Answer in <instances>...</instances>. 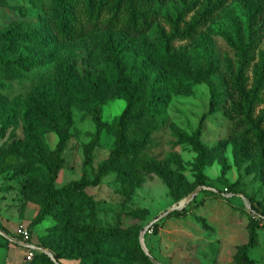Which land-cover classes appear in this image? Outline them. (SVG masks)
I'll return each mask as SVG.
<instances>
[{"label": "rangeland", "instance_id": "374dc122", "mask_svg": "<svg viewBox=\"0 0 264 264\" xmlns=\"http://www.w3.org/2000/svg\"><path fill=\"white\" fill-rule=\"evenodd\" d=\"M23 5L28 6L27 0H0V31L14 27L41 41L36 46L12 44L9 54L0 53L4 60L21 56L33 64L19 76L0 71V264H48L34 256L25 260L26 249L12 239L17 227H26L31 243L44 253L51 251L40 244L55 250L58 264H264V216L256 215L250 204L264 213V164L257 167L253 156L243 151V141L233 136L228 116L221 111L205 116L210 95L200 72L216 58L221 64L235 63L229 35L236 30L246 33L251 12L264 25V0H224L195 41L178 43L168 70L141 47L123 44L130 58H138L139 73H167L171 81H183L180 93L170 96L149 150L161 162L165 178L146 173L127 196L120 193L116 175L106 166L119 137L112 126L126 104L110 84L102 87L109 98L101 106L99 124L85 105L75 104L67 140L62 142L54 130L40 125L39 140L46 146L41 160L28 162L13 154L12 144L23 138L24 126L32 118L36 95L56 91L64 82L66 66L108 70L116 61L112 46L119 41L118 33L97 32L53 49L47 33L26 24L33 22L32 14L20 16L17 10ZM4 44L0 41V48ZM176 134L206 154L201 167L197 151L177 143ZM88 144L92 163L86 176L92 179L99 170L102 175L96 185L83 189L93 207L43 212L45 193L35 183L49 181L53 189H60L77 182ZM179 193L183 196L176 198ZM255 216L259 217L256 238L245 262L242 246ZM96 227L117 228L119 236L104 239Z\"/></svg>", "mask_w": 264, "mask_h": 264}, {"label": "trees", "instance_id": "16d2710c", "mask_svg": "<svg viewBox=\"0 0 264 264\" xmlns=\"http://www.w3.org/2000/svg\"><path fill=\"white\" fill-rule=\"evenodd\" d=\"M223 2L224 0H27L28 6L19 7L18 13L21 17H27V12L32 14L33 22L26 24L47 33L53 49L75 43L97 32L118 33L119 41L112 46L116 61L108 70L82 64L66 66L64 82L58 84L56 91L36 95L37 101L31 109L32 118L24 126L23 138L12 144L13 154L22 156L28 162L36 163L41 160L46 146L39 140L40 125L54 130L62 142L67 140L72 127L70 109L75 104L85 105L93 120L99 124L101 106L109 98L102 87L110 84L116 95L126 102L117 123L112 126L115 135L119 137L106 164L120 183V193L129 195L138 187L146 173L155 172L165 178L161 162L150 155L149 150L153 146L152 136L162 127L159 119L165 112L170 96L180 93L183 81L181 78L171 81L167 73H139L138 58H130L123 44L141 47L147 55L153 56L168 70L180 48L178 43L195 41L201 30L213 20ZM190 13L192 14L189 15ZM258 19L256 13L251 12L246 19V33L236 30L233 35H229L227 42L235 57L234 64L230 61L221 64L216 58L205 63L200 72L210 95L205 116L220 111L228 116L232 120L233 136L242 139L243 151L253 156L257 167H262L264 51L257 53V49L262 41L264 25L258 23ZM0 41L5 43L0 48L2 54H9L12 44L41 45L40 40L21 34L14 27L0 31ZM4 47L7 51H4ZM32 66L21 56L7 60L0 57V71L5 76H19L22 71L29 72ZM176 142L189 144L197 151L199 167L206 162V154L190 140L176 134ZM91 151V144L84 146L83 173L72 185L53 189L49 181L35 183L45 193L43 212L56 209L79 211L85 205L93 207L90 197L83 189L96 185L102 175L99 170L92 179L86 176V168L92 163ZM56 171L57 167L54 172ZM198 182L202 183L201 180ZM181 196L183 194L175 195L176 198ZM250 204L256 215L264 216V213ZM254 218L248 229V240L242 246L245 262L248 261L247 252L256 238L259 217ZM95 231L104 239L119 236L117 228L96 227ZM40 246L49 249L55 260H59L60 255L55 250L44 244ZM32 256L53 264L44 252L33 250Z\"/></svg>", "mask_w": 264, "mask_h": 264}, {"label": "built area", "instance_id": "2783aa9c", "mask_svg": "<svg viewBox=\"0 0 264 264\" xmlns=\"http://www.w3.org/2000/svg\"><path fill=\"white\" fill-rule=\"evenodd\" d=\"M12 239L19 245L32 244L30 240V232L26 227H17L13 231ZM25 248V247H24ZM27 254L25 255V260H30L33 254L32 249L25 248Z\"/></svg>", "mask_w": 264, "mask_h": 264}, {"label": "water", "instance_id": "95a60500", "mask_svg": "<svg viewBox=\"0 0 264 264\" xmlns=\"http://www.w3.org/2000/svg\"><path fill=\"white\" fill-rule=\"evenodd\" d=\"M199 188H200V187H197L196 189H194V191L192 192L190 198H193V197H194L195 193L197 192V190H198ZM174 208H179V207L176 206V207H173V209H174ZM0 233H1V232H0ZM24 247H25V248H28V249H32V250H40V251H43L41 248L36 247V246H34L33 244L24 245ZM141 249L143 250V252H144L145 254H148V252H147V250L145 249V247H144V245H143L142 242H141ZM43 252H44V251H43ZM45 253H47V255L50 257V259H51V261H52L53 263L58 264L57 261L55 260V258H54L50 253H48V252H45Z\"/></svg>", "mask_w": 264, "mask_h": 264}, {"label": "crops", "instance_id": "0c3cea01", "mask_svg": "<svg viewBox=\"0 0 264 264\" xmlns=\"http://www.w3.org/2000/svg\"><path fill=\"white\" fill-rule=\"evenodd\" d=\"M16 243V242H15ZM17 245H19V244H17Z\"/></svg>", "mask_w": 264, "mask_h": 264}]
</instances>
